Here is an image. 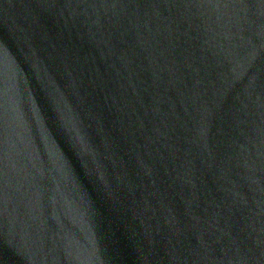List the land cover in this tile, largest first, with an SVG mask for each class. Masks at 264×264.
<instances>
[{"label": "water", "instance_id": "95a60500", "mask_svg": "<svg viewBox=\"0 0 264 264\" xmlns=\"http://www.w3.org/2000/svg\"><path fill=\"white\" fill-rule=\"evenodd\" d=\"M0 264H264V0H0Z\"/></svg>", "mask_w": 264, "mask_h": 264}]
</instances>
